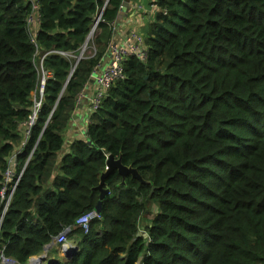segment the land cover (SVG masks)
I'll use <instances>...</instances> for the list:
<instances>
[{
	"label": "trees",
	"instance_id": "trees-1",
	"mask_svg": "<svg viewBox=\"0 0 264 264\" xmlns=\"http://www.w3.org/2000/svg\"><path fill=\"white\" fill-rule=\"evenodd\" d=\"M106 1L0 0V215L2 189L18 181L0 264H27L68 228L77 250L66 258L52 246L44 264H264V0H156L147 59L124 61L68 143L124 0H108L94 56L75 66L60 52L79 54ZM43 56L49 76L30 126ZM109 155L145 182L111 171L101 218L74 228L100 201Z\"/></svg>",
	"mask_w": 264,
	"mask_h": 264
},
{
	"label": "built area",
	"instance_id": "built-area-1",
	"mask_svg": "<svg viewBox=\"0 0 264 264\" xmlns=\"http://www.w3.org/2000/svg\"><path fill=\"white\" fill-rule=\"evenodd\" d=\"M107 3H108V0L106 1L105 5L97 11V14L94 18V22L92 24L90 33H89L85 43L83 44V46L80 48L79 54L76 55L73 53L60 52V54H62L63 56H67V57L75 59V61H76L75 66L78 64V62L81 59H83L87 56L91 57V56L95 55L96 50L94 47L93 40L100 30V28H99L100 23L104 21L103 20V14H104L105 6L107 5ZM33 6H34L33 12L31 13V15L28 18V21H29V24H30L32 30H33V28H32L33 24L39 20V14H38L39 7L37 4H34ZM156 6L158 7V5H156ZM122 8H123V6H122ZM117 24H118V21L115 22V24L114 23L112 24L113 29H114V38H113V42L110 44V46L108 48L107 55L104 57L105 60L108 59V65L105 68L100 69V65L102 63V61H101V63L94 69L92 76H91V80L93 78V82H95V89H94L92 95L89 97V103H88L89 104V113H88V118L86 119L87 123L90 120L91 113L96 112L101 107V105H102L108 91L112 87V85L115 84V82H117V80L123 78L124 61L130 56H135L141 60H146L147 56H148V52H147L146 46L144 44V36L139 34V33L133 34L130 37V39L127 38V39L123 40L122 42L117 41V36H118ZM34 32H36V31H34ZM43 58H44V56L41 58L40 64H39V71L41 73V81H40V85L38 86V91L40 94V99H39V101H36L34 113L31 115L30 121L28 122V124L30 126L33 125L35 120H36L37 111H38V109L42 103V99H43V93H44L46 79L49 76V72L43 68ZM85 97L86 96H85L84 92H82L80 97H79L78 104L81 105L82 102L84 101ZM83 133L85 135L86 128L83 131ZM11 163L14 165V160H11ZM12 174H13L12 170H8L6 172V180L8 182H12V180H13ZM17 183H18V181L13 185L9 194H7V192H8L7 187L3 188L1 191L2 199L6 200V203H5V206H4L2 213L0 215V224L3 220L4 215L6 214V212L8 210V207L10 205V202H11V199L13 197V193L15 191ZM100 218H101L100 212H98L96 209L89 211V212L81 215L76 220L74 228H81V229H84L85 232H87L90 229V224L92 223V221H94L95 219H100ZM70 231H71V228H68V230L62 232L54 240L56 242V245L61 247L62 253L64 252V248L70 245L69 239L67 238V234ZM2 262L6 263V264H9V263L16 264L15 261L10 260V259H6L4 257H2Z\"/></svg>",
	"mask_w": 264,
	"mask_h": 264
},
{
	"label": "crops",
	"instance_id": "crops-1",
	"mask_svg": "<svg viewBox=\"0 0 264 264\" xmlns=\"http://www.w3.org/2000/svg\"><path fill=\"white\" fill-rule=\"evenodd\" d=\"M156 0H127V7L122 11V18L118 21V36L117 41L122 42L125 39L139 33L141 35L146 34L149 22H151L158 7L154 4ZM39 20L33 24L32 28L34 31L38 28ZM108 65V59H104L100 65V69L105 68ZM95 89V82L92 80L84 89L85 99L78 108V111L74 113V118L70 128L65 133L66 142L70 143L73 139L80 136L85 130L89 113V97L92 95ZM70 243L74 242L69 240ZM49 251V250H48ZM59 255V254H58ZM48 256V253H47Z\"/></svg>",
	"mask_w": 264,
	"mask_h": 264
},
{
	"label": "water",
	"instance_id": "water-1",
	"mask_svg": "<svg viewBox=\"0 0 264 264\" xmlns=\"http://www.w3.org/2000/svg\"><path fill=\"white\" fill-rule=\"evenodd\" d=\"M122 6H123L122 11H123V9H125L127 7V0L123 1V5ZM121 13L118 15L117 21H119L122 18V14ZM63 92H64V89H63L62 93ZM79 107H80V105H78V108ZM73 118H74V115H73ZM115 169L118 170L119 174L122 175L123 179L126 176L131 175L133 178L138 179L141 182H145L142 179V177L140 176V174L138 173V170L136 168L124 165L122 163L121 157L120 158H116L113 155H109L108 159H107V169L102 174L101 182H100L99 187H98V189L100 190V201H99L98 205L96 206V210L98 212H101L102 200L107 196V194L110 193V190L108 188L104 187V178L106 176H108V174L111 171L115 170ZM144 236H147V234H144ZM54 245H56L55 241H53V243H51L50 245H48L45 248L44 253H42L41 255H38V256L31 257L28 264H44L45 260L47 259V253H48L49 248H51ZM76 250H77V247L70 243L69 246L64 248L63 255L66 258H69L71 256L72 252H74ZM9 264H12V263H9Z\"/></svg>",
	"mask_w": 264,
	"mask_h": 264
},
{
	"label": "rangeland",
	"instance_id": "rangeland-1",
	"mask_svg": "<svg viewBox=\"0 0 264 264\" xmlns=\"http://www.w3.org/2000/svg\"><path fill=\"white\" fill-rule=\"evenodd\" d=\"M144 36V35H143ZM84 136V133L82 132V134H81V137H83ZM151 217H152V213L149 211L148 213H146V216H145V220H144V223L146 222V221H149V220H151ZM55 247H56V249H57V254H59V256H63V253L61 252V247L60 246H57V245H54ZM48 258V257H47ZM29 263V262H28ZM27 263V264H28Z\"/></svg>",
	"mask_w": 264,
	"mask_h": 264
}]
</instances>
